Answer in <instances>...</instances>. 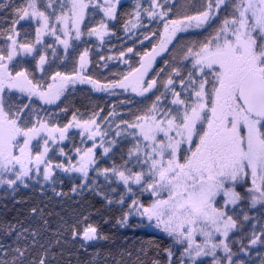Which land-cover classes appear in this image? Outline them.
<instances>
[{
  "label": "snow or ice",
  "instance_id": "6c2138e0",
  "mask_svg": "<svg viewBox=\"0 0 264 264\" xmlns=\"http://www.w3.org/2000/svg\"><path fill=\"white\" fill-rule=\"evenodd\" d=\"M0 12L2 207L23 209L0 218V264H264V0ZM112 37L96 67L124 68L101 81L91 54ZM78 84L123 99L84 113ZM105 226L162 237L118 244Z\"/></svg>",
  "mask_w": 264,
  "mask_h": 264
},
{
  "label": "trees",
  "instance_id": "16d2710c",
  "mask_svg": "<svg viewBox=\"0 0 264 264\" xmlns=\"http://www.w3.org/2000/svg\"><path fill=\"white\" fill-rule=\"evenodd\" d=\"M3 2V1H0ZM16 3H20L21 0H15ZM123 3L125 5L126 9H130L133 3V0H123ZM123 10V9H122ZM4 13L0 12V16H3ZM120 36L122 37L123 34L120 33ZM87 39V38H86ZM92 39V43L94 45H98L99 42L95 41L94 38ZM120 42L116 39V37H112L110 39L106 38V43L103 45L102 50H98L95 46L93 47V51L91 54V59L93 61L91 65V72L90 74L93 75L94 77H98L101 79V81H104L106 77H110L112 73L122 71L124 66L118 64L116 61H108L109 67L107 69H104L103 67L97 69L96 64L99 62L100 64H103L104 62L99 61V55H104L107 57L108 55H111L112 53L109 51V48L112 45H116L117 48L119 47ZM128 46H131V41H128ZM81 48H83V45H81ZM62 53V50H61ZM162 64V61H161ZM70 67V66H69ZM159 67V65H157ZM64 70V69H61ZM123 99V97H112L108 96L107 94L104 93H95L91 91V86L90 85H76L75 91L71 93L69 96V101L71 104L78 108L81 112L87 113L88 111L92 110V108L95 105H100L101 107L105 106H111L114 103H118L119 100ZM121 109H117V111H120ZM71 117V112L68 114V118ZM62 122H66V119H64ZM79 138L77 137V140ZM70 143L68 144V147H70ZM3 190V189H2ZM67 190V189H65ZM9 206V205H8ZM72 202L68 201L65 203L64 207L61 208L60 205H50V210L53 211V213L56 212H61L63 213H70L72 211ZM8 211H5L4 208L0 210V218H7V219H14L18 215H20V218H23L22 213L23 209H21V212L18 213L16 210V207H13V205L9 206ZM53 221H55L56 217L53 215L52 217ZM137 221L134 219L133 223H136ZM105 232H110V233H115L116 238H117V243H125V237L128 238L127 243H131V241L136 240L137 237L141 239H161L162 234L157 232L155 229L152 228H127V229H120L117 231L116 229H112L110 226H105L104 228ZM98 247H103V242H100ZM89 251H92L90 249ZM67 259V258H66ZM72 260H75L76 257L73 256L71 257ZM83 259V258H82ZM253 259L255 260L256 264H259V260L257 257H255V254L253 255Z\"/></svg>",
  "mask_w": 264,
  "mask_h": 264
},
{
  "label": "flooded vegetation",
  "instance_id": "af4514ba",
  "mask_svg": "<svg viewBox=\"0 0 264 264\" xmlns=\"http://www.w3.org/2000/svg\"><path fill=\"white\" fill-rule=\"evenodd\" d=\"M27 195H28L27 190H23L22 189L21 192L17 195V199H21L23 197H26ZM3 197H4V192H3L2 188H0V210L3 208L2 204L5 202ZM7 203H8L9 206L13 205V202H12L11 199L7 200Z\"/></svg>",
  "mask_w": 264,
  "mask_h": 264
},
{
  "label": "rangeland",
  "instance_id": "374dc122",
  "mask_svg": "<svg viewBox=\"0 0 264 264\" xmlns=\"http://www.w3.org/2000/svg\"><path fill=\"white\" fill-rule=\"evenodd\" d=\"M0 1H3V0H0Z\"/></svg>",
  "mask_w": 264,
  "mask_h": 264
}]
</instances>
